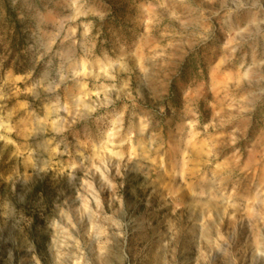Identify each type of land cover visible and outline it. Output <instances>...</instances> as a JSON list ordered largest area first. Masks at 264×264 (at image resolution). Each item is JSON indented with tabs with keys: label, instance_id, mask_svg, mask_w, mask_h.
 <instances>
[{
	"label": "rangeland",
	"instance_id": "374dc122",
	"mask_svg": "<svg viewBox=\"0 0 264 264\" xmlns=\"http://www.w3.org/2000/svg\"><path fill=\"white\" fill-rule=\"evenodd\" d=\"M0 264H264V0H0Z\"/></svg>",
	"mask_w": 264,
	"mask_h": 264
}]
</instances>
